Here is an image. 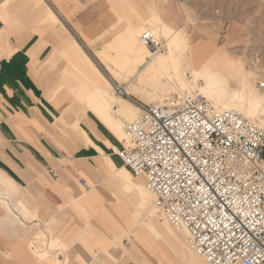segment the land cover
Returning <instances> with one entry per match:
<instances>
[{
  "label": "crops",
  "instance_id": "crops-1",
  "mask_svg": "<svg viewBox=\"0 0 264 264\" xmlns=\"http://www.w3.org/2000/svg\"><path fill=\"white\" fill-rule=\"evenodd\" d=\"M202 2L0 0V264H154L141 242L158 238L182 255L161 223L137 221L138 195L116 172L125 166L145 178L122 163L124 141L85 100L101 81L76 45L109 82H118L97 52L126 32L148 31L157 18L188 32V17L213 10ZM196 26L197 34L202 27L220 31L217 23ZM128 79L118 84L128 86ZM128 94L136 107L147 104L140 93ZM126 212L136 241L122 236ZM37 228L53 249L49 243L34 249Z\"/></svg>",
  "mask_w": 264,
  "mask_h": 264
},
{
  "label": "built area",
  "instance_id": "built-area-1",
  "mask_svg": "<svg viewBox=\"0 0 264 264\" xmlns=\"http://www.w3.org/2000/svg\"><path fill=\"white\" fill-rule=\"evenodd\" d=\"M138 40L151 52L163 49L149 31ZM111 87L131 99L124 85ZM135 103L139 114L120 120L128 142L118 156L145 177L157 211L209 264H264V127L238 109L216 108L198 88Z\"/></svg>",
  "mask_w": 264,
  "mask_h": 264
},
{
  "label": "bare ground",
  "instance_id": "bare-ground-1",
  "mask_svg": "<svg viewBox=\"0 0 264 264\" xmlns=\"http://www.w3.org/2000/svg\"><path fill=\"white\" fill-rule=\"evenodd\" d=\"M156 28L161 30V36L164 40L163 46H166L165 53L163 54H161L162 50L156 52L148 50L151 55L148 56L149 54L144 48L145 45L140 43L139 40L136 44L128 41L130 45V61H134L135 67L142 63V67L139 69H132V71L127 69L124 72L123 68L119 67L122 62L111 59L108 53L104 55L103 51L97 52L100 61L104 63L105 68L114 79L129 78L127 82L128 86L124 84L128 93H140L143 96V91L144 93L146 91L150 96L145 98L144 103L152 101L156 96L159 99L156 97L157 100L155 102L163 103L172 96V90L180 94L182 91L198 88L207 98L211 99L216 108L238 109L246 117L254 122L258 121L257 124L264 127V92L260 93L253 87L250 82V75L247 74L248 72L242 62L225 56L226 63L224 64L228 65L231 74L223 72L224 77L217 76L212 72L211 67L204 64L201 67L203 62H201L202 59L199 56H202L203 50L201 48L195 49L191 46L189 37L183 29H173L165 25L159 18L156 19ZM147 30L156 37L159 36L156 33L158 30H154L153 28ZM76 47L79 51L78 45ZM85 59L97 77H99L101 83L93 82V90L84 98L91 109L95 111L96 115L118 137H121L124 133L120 120L122 118L133 119L138 115L139 109L126 99L115 96L111 91V83L101 75L89 59ZM126 63L129 62L127 61ZM186 72H189L190 75L187 76ZM84 76L88 79L87 74L85 75L84 73ZM201 76L204 77L206 86L198 84L199 77ZM234 78L236 82L232 84L231 81ZM124 140L128 142L125 135ZM116 175L124 182L127 191L136 192L138 195V205L136 207L138 222L148 223L150 218H155L157 221L161 220V225L165 228V231L172 237L175 245L181 249L182 255L180 257L186 259V264H209L187 246L185 240L187 236L186 231H176L170 222L157 211L153 203V194L141 176L134 177L125 166L121 167L119 172H116Z\"/></svg>",
  "mask_w": 264,
  "mask_h": 264
},
{
  "label": "rangeland",
  "instance_id": "rangeland-1",
  "mask_svg": "<svg viewBox=\"0 0 264 264\" xmlns=\"http://www.w3.org/2000/svg\"><path fill=\"white\" fill-rule=\"evenodd\" d=\"M202 1L204 7L209 6V8H213V10L208 12L201 9L202 11L197 13L199 17H188L187 20L189 28L188 32H186L191 46L195 49L201 48L203 50L202 56H199L198 54L199 58L202 59L201 62H203L201 67L203 64L209 66L211 67L210 69L212 72L217 76L224 77L223 72L225 74H231L228 65L224 64L226 63L225 56L235 58L236 60L242 62L244 68L247 70V74L250 75V82L253 87L260 93H263L264 86L262 87L263 89H259L258 83L262 82L264 84V0ZM198 23H207L209 25L217 23L220 31L219 33L211 32L209 29L202 27L200 28L202 34H197L194 31ZM146 27L147 29L153 28L154 30H158L156 33L159 36H157L163 39L161 36V30L156 28V19L150 21ZM138 34L135 36L126 32L104 50V55L108 53L110 54L111 59H116L117 61L122 62L119 67L121 66L124 72L127 69L132 71V69L134 70L142 67V63L138 66L136 65L135 67V63H133L134 61H130L131 55L129 53L130 45L128 41L133 44L138 43ZM144 48L148 52V56H151V51L149 52L146 46H144ZM165 50L166 46L162 49L161 54L165 53ZM79 53L84 58H87L80 48ZM127 61L130 64L126 63ZM186 75L189 76L190 73L186 72ZM122 81L123 78H120L117 83L121 84ZM235 82L236 80L234 78L231 83L234 84ZM198 84L200 86H206L203 76L199 77ZM111 91L114 93L112 89ZM174 92L176 91L172 90V93ZM114 95L116 96L115 93ZM148 96H150V94L146 91L144 93L143 91V96H140V99L145 102V98ZM156 97L147 104L156 103L155 101L157 98L159 99V97ZM127 101L129 102V100ZM256 123H258V121H256ZM119 138H123L122 140H124V135L122 134ZM157 222L160 224L161 220H158ZM38 229L39 228H37V230L32 234V241L35 246L34 249L39 251L44 248L46 243H49V248L53 249V243L47 242L45 235L39 233L40 231H38ZM136 232L137 229L133 226L131 215L129 216L128 214V220H125L122 236L128 240L133 238L136 241ZM32 241H29L28 243L29 248L30 244L33 243ZM125 242L126 240H124V244ZM141 243L143 244V248H141L142 251H144L147 255H151L154 260V264H179L180 256H178V254L172 249L166 239L158 238L156 240L152 239V241H142ZM159 258L161 259L158 260Z\"/></svg>",
  "mask_w": 264,
  "mask_h": 264
}]
</instances>
